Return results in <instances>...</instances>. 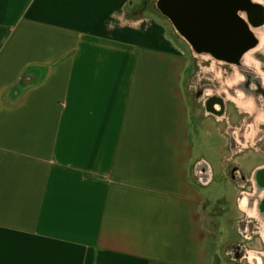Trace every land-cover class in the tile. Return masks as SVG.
I'll return each instance as SVG.
<instances>
[{
	"label": "crops",
	"instance_id": "1",
	"mask_svg": "<svg viewBox=\"0 0 264 264\" xmlns=\"http://www.w3.org/2000/svg\"><path fill=\"white\" fill-rule=\"evenodd\" d=\"M160 1L0 0V264H209L213 129Z\"/></svg>",
	"mask_w": 264,
	"mask_h": 264
},
{
	"label": "rangeland",
	"instance_id": "2",
	"mask_svg": "<svg viewBox=\"0 0 264 264\" xmlns=\"http://www.w3.org/2000/svg\"><path fill=\"white\" fill-rule=\"evenodd\" d=\"M260 1L261 4L256 7L253 22L259 29L258 38L263 40V46L260 51L254 54V58L258 62L261 71L264 73V0ZM159 12H161L160 9ZM167 22L170 25V22ZM180 35V45L182 49L186 51V55L189 59V67L184 79V87L190 105L196 110V115L193 120H196L199 125L201 123V128L203 125L205 126L204 128L213 129L212 137L209 139L206 133H204V130L202 132V138L195 136L194 139V141L196 139L198 140L195 141L197 158H204L209 161L215 172L214 184L207 188H201V190L203 194H210L211 191H215L218 192L219 195L224 194L225 197V201L223 202L211 203L206 201L204 203V218L211 237L208 249V262L209 264H254L250 260V254H264V241L262 240L264 224L260 219L251 217L249 213L244 212L242 209V205L245 201L252 209L256 205L255 203H251L252 197L246 194H251V191L239 187L238 184L232 180L230 174L228 177H221L220 169L225 171L226 169H236L240 167L242 168L241 173L248 175L252 173L256 167L263 166L264 143L258 142V140L264 136V133H261L258 128L260 124L256 123V114L247 112L244 114L246 118L243 123L244 129L247 131L246 138L239 139L238 142L229 143L228 145L225 140L221 138L217 140L214 122L217 123L219 121L218 124L221 129L220 124H223L222 122L226 120L229 121L231 124L230 126H236L238 122L241 121L240 117H231L230 112L235 108H233L234 103L230 100H219L220 102L218 104L221 108V116H215L207 109L209 105L213 106L217 102L216 97L213 95L215 89L220 87L216 74L221 72L225 77H228L233 74V70L226 61L221 64L215 63L217 58L205 51L195 49L182 34ZM257 88V92L264 91V87ZM201 111L205 113L209 119H204ZM231 131L232 129L230 128L229 132ZM217 141L218 143H215ZM233 153H235V155L234 158L231 159ZM227 157L230 160H225ZM235 178L240 184L243 183L239 176H235ZM245 183L248 182L245 181L243 185ZM249 186L250 184H248V187ZM239 190L245 192L240 202V208L242 210H239L234 202V197L239 194ZM254 219L259 223H252ZM256 232H259V234H256ZM234 248H239L242 250V253L238 256L233 255L232 249ZM262 264H264L263 257Z\"/></svg>",
	"mask_w": 264,
	"mask_h": 264
},
{
	"label": "flooded vegetation",
	"instance_id": "3",
	"mask_svg": "<svg viewBox=\"0 0 264 264\" xmlns=\"http://www.w3.org/2000/svg\"><path fill=\"white\" fill-rule=\"evenodd\" d=\"M234 2L239 3L240 0H234ZM224 3L225 1L221 0L220 10L217 11L214 17L211 18L205 40L199 41L201 45L211 48H223L235 47L239 43H241V37L238 31L232 29L230 33L227 32L228 25L226 21L227 18L224 10ZM228 65H230L233 70V74L231 75L232 78L223 79L221 83H219L220 87L218 89H215V92L213 93V95L216 97L217 102L213 106L209 105L207 109L211 110V113L213 115L221 116V108L218 104L220 102L219 100H230L237 106L239 110L242 111H239V117L243 122H238V125H236L237 127L239 126V128H241L244 126L243 123L244 119L246 118L244 114H246L247 112L252 114L255 113L256 123L264 125V101L262 98H256L257 94H259V92H257V87H264V73L261 71L260 66L258 65L256 68L254 66H250L245 61L241 66H235L231 64ZM260 127V129L264 130V126ZM227 130L226 134L229 136V139L231 141L235 140L233 137V135H235V131L229 132V130ZM262 140L263 137H261L258 142H262ZM239 178L241 179V181H243V183L245 181L248 183H245L244 185L243 183L240 184L238 180L233 177L232 180L235 181L239 187L250 190L251 194H246H249L250 197H252L251 203L256 204L252 209L245 201L242 205L243 211L249 213L251 217L260 219V221L264 224V168L257 171L255 170L248 175L245 173H239ZM248 184H250L249 187ZM244 194V191L239 190V194L234 197V202L238 206L239 210H242L240 208V202ZM255 222L259 223L256 219H254L252 223ZM256 234H259V232H256ZM262 240L264 241V231L262 233ZM241 251L242 250H240L239 248L232 249V252L234 253L233 255L235 256H238L240 253H242ZM251 255H253L254 257V264H258L257 258H260L262 264V257L264 258V254L260 255L251 253L250 258Z\"/></svg>",
	"mask_w": 264,
	"mask_h": 264
},
{
	"label": "water",
	"instance_id": "4",
	"mask_svg": "<svg viewBox=\"0 0 264 264\" xmlns=\"http://www.w3.org/2000/svg\"><path fill=\"white\" fill-rule=\"evenodd\" d=\"M224 1L227 32L234 29L241 37V43L235 47L211 48L199 43L205 40L211 18L220 10L221 0H162L159 8L195 49L216 52L222 54L226 60L238 61L255 44V38L248 26L237 15V11L247 6L249 0H240L239 3L234 0Z\"/></svg>",
	"mask_w": 264,
	"mask_h": 264
},
{
	"label": "bare ground",
	"instance_id": "5",
	"mask_svg": "<svg viewBox=\"0 0 264 264\" xmlns=\"http://www.w3.org/2000/svg\"><path fill=\"white\" fill-rule=\"evenodd\" d=\"M260 4H261V1L260 0H249L247 6H245L242 9H240L238 11V13H237L238 17L245 22V24L248 26V28H249L252 36L255 38V44H254V46L251 47L250 49L246 50L241 55V57H240V59L238 61L226 60L223 57L222 54H219V53H216V52H207L210 55H212L213 57L217 58V61L215 63L221 64V63H225L224 61H226L227 63H229L231 65L241 66L243 64V62L245 61L250 66H254V67L257 68V66L259 64L255 60L254 54L257 53L258 51H260L262 49L263 40L260 39V38H258L259 29L255 26L253 20H254V14L256 12V7H258ZM257 39H258V41H257ZM216 75H217L216 78L219 81V83H221V81L223 79L232 78L231 76L225 77L221 72H218ZM253 259H254V257H253V255H251L250 260L252 262H253ZM257 260H258L257 261L258 264H261L260 258H257Z\"/></svg>",
	"mask_w": 264,
	"mask_h": 264
},
{
	"label": "trees",
	"instance_id": "6",
	"mask_svg": "<svg viewBox=\"0 0 264 264\" xmlns=\"http://www.w3.org/2000/svg\"><path fill=\"white\" fill-rule=\"evenodd\" d=\"M160 2H162V0H161ZM159 4H160V3H159Z\"/></svg>",
	"mask_w": 264,
	"mask_h": 264
}]
</instances>
